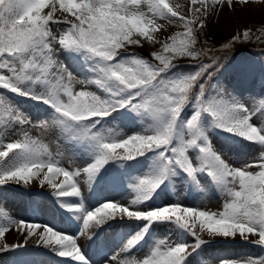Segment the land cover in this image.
Returning <instances> with one entry per match:
<instances>
[{"label":"snow or ice","instance_id":"1","mask_svg":"<svg viewBox=\"0 0 264 264\" xmlns=\"http://www.w3.org/2000/svg\"><path fill=\"white\" fill-rule=\"evenodd\" d=\"M250 4L264 0H190L187 10L169 0H0V124L32 125L31 111L22 107L27 103L47 118L39 121L42 128L67 142L68 158L75 163L80 153L82 159L80 167L66 169L27 131L13 142L0 141V187L48 185L64 217L78 224L69 233L2 216L0 254L27 248L35 238L67 264H94L86 250L114 221L135 227L117 250L104 254L102 264H207L205 246L218 237L239 236L264 249V110L250 108V98L224 80L231 69L243 82L255 67L237 50L210 56L215 49L199 39L225 8ZM170 24L183 31L162 41L158 33ZM257 31L264 36V24ZM252 34L251 28L237 29L221 49L232 52ZM145 41L159 45L151 59L129 50ZM184 58L196 61L193 70L178 63ZM123 123L134 130L118 132ZM216 135L230 146L247 143L255 154L234 164ZM81 173L90 192L103 182L126 188L131 199L86 206L74 179ZM178 186L218 190L225 196L222 209L201 210L168 198ZM38 209L34 204V214ZM13 225L23 242L9 245L3 238ZM80 236L87 241L80 243ZM244 264H264V256Z\"/></svg>","mask_w":264,"mask_h":264},{"label":"rangeland","instance_id":"2","mask_svg":"<svg viewBox=\"0 0 264 264\" xmlns=\"http://www.w3.org/2000/svg\"><path fill=\"white\" fill-rule=\"evenodd\" d=\"M178 1L169 0V3H176V4L178 3L179 5H181L182 10H187V7L190 4V0H178ZM259 5L262 10L261 13H258L255 9L258 6L257 4H250L247 8L237 7L235 11H230L227 8H225L224 10L227 13L226 18L230 22H232V24L230 25V23L226 21L225 16L223 15L224 12H222V14H220L218 17H213L207 23V27L204 29V32L199 35V39L201 43L207 40L208 44L215 49V51L209 53L210 56L215 55L219 57H224L222 52L226 50L221 49V44L225 42L233 34L234 31H236L237 29H243L244 27L253 29L251 41L248 43H244L246 45H251V48L253 47V49H251L246 53H240L236 56L238 58H248L249 60H251L254 64L255 71L245 81L240 82L238 80L237 81L238 84H236L235 87L238 88V91L241 90V92H243L245 98H247L249 94L248 98L250 99L248 100V103L251 105V106L249 105V107L257 111L258 114L261 110H264V103H262V101H264V83H262L261 80V63H260L261 60H264V36H261V33L257 31V29H260L262 24H264V5L263 4H259ZM45 11H47V9H45ZM240 14H244V18L242 19L239 18ZM161 23L163 22L161 21ZM52 28L53 31L58 30L57 26L55 25H53ZM179 31H183L182 26H177L173 24L167 25L166 29L162 30L163 35L159 36V38L163 41L168 36L175 34L176 32ZM257 36H261V39L257 40L256 39ZM158 48L159 45L153 46L152 44L145 41L142 47L133 46L129 50L131 52L140 54L145 58L151 59L149 52L157 50ZM178 63L184 66L185 71H191L193 70L191 65L195 64L196 61L184 58L179 60ZM225 63H227V60H225ZM231 78L234 79L236 78V76L234 72L231 69H229L224 74L225 83L227 82V79L229 80ZM22 107L25 110L31 111L32 125H26V126L16 125L15 128L5 129V126L0 124V141L4 143L13 142L21 138L22 131H27L30 137L36 140L41 147H47L48 151H50L54 157L61 159L63 167L70 170H75L76 168L80 167L82 164L80 153L75 154V163H73L72 160L68 158L70 156V153L66 147L67 142L62 138L58 140L54 133H52L50 130H46L42 128L39 125V121L45 120L47 118L42 115H39L36 112V110L27 103L22 104ZM38 115H39V120H37ZM5 119H7L6 116ZM120 126L121 127H117L116 130L121 133L128 132L129 130L131 131L134 130L133 126L128 123H123ZM136 130L137 131L140 130L138 126ZM215 143L219 148L222 149L227 159L230 162L237 165L242 163L244 160L251 159L256 151L255 148L248 145L247 143H243V144L237 143L232 146L227 145L225 143V137L223 135H216ZM81 178H83L84 180H81ZM74 179L76 180L82 192L85 205L90 208L97 206L105 199L121 200L125 202L131 199V194L127 191L126 188L112 187L106 183L100 182L97 185H95L93 191L90 192L88 190L89 186L86 185L87 180H85L83 173L80 176L75 177ZM58 180L60 183L63 180V176L57 177L55 182ZM37 183L38 182H33L30 186L10 185L5 187H0V217L10 216L11 214H14L13 215L14 219L16 218V220L19 221L20 219H22L21 215L23 213H30V212H26L25 210V212L23 211L22 213H18L21 208H16V207L22 206L23 203H25V200H28L33 196L35 198H37V196L39 197L37 199H34L36 202L39 203V204L36 203V205H40L41 202H43V200H46V197H48L49 200L53 201V199L51 198V192L53 191L51 187L45 185L43 188H41ZM167 195L168 198H172L173 200H179L181 203H186L188 206L197 207L201 210H210V211L221 210L222 204L225 200V196L223 193L219 192L218 190H210L207 188L203 190L188 191L186 187L183 188V186L180 187L178 186L176 189L170 191ZM157 200H159V198H157ZM32 205H34V203H32ZM40 212L41 215H44L45 213L44 216L50 220L49 221L47 219L48 222L46 221L45 223L48 224L50 223L51 225H55L57 230H63V231L66 230L69 231V233H75L78 230L77 222L65 218L62 209H58V212L54 214L57 215L60 212L62 216H58L54 218L51 217L52 216L51 211L47 212V210L46 211L41 210L37 213ZM18 215L20 216L18 217ZM0 223H6V222L2 218H0ZM17 227H18L17 225L12 226L13 229H10V231L12 234L14 233V235L12 236L10 232L6 233L5 238H3L4 242H6L9 245L23 242V237L20 235L19 231L15 230L17 229ZM134 227H135L134 224L130 226L128 223H124V222H113V223L111 222L110 227H106L103 231L99 233L98 237H96L95 246L98 248L99 246H101V248L99 249L103 250L105 253L107 252L110 254L111 251L118 249V247L121 245L122 239L126 238L127 234L132 233ZM106 230H110L108 235L107 233H105ZM115 230L118 231L116 234L113 233ZM238 237L239 236H237L236 238ZM205 239H207L206 236ZM222 240H225V238H221L219 242H214V243L211 242L205 246V250L203 253V260L206 261L207 264H221L222 261H227V260L229 261L230 259H231L230 261L233 260L232 262H239L240 260L239 264H244V261L249 257L258 259L259 257L264 256V249L256 247L252 244L246 243L244 241L242 243L234 242V239H226L225 240L226 242ZM28 245H31L32 248L31 246H28V248L19 249L16 250L15 252L0 254V260L5 261V264H10L11 260H14L15 264H30L31 262L33 264H47V262L48 264H57L56 261L58 256H50L47 254L48 255L47 258L42 256L41 254L35 253L37 252V249L34 247L42 246V245L37 246L35 238L30 239L28 241ZM110 245L112 247H110ZM214 248L216 249L214 250ZM259 250L263 251V253L260 252ZM143 254H144L143 252L138 253V255H140L141 257L143 256ZM94 256L95 255L91 257L93 262H97L104 257V255L102 257L101 255L98 257L97 256L94 257ZM216 256L217 259L213 260V258L214 257L216 258ZM58 263L67 264L65 260Z\"/></svg>","mask_w":264,"mask_h":264},{"label":"bare ground","instance_id":"3","mask_svg":"<svg viewBox=\"0 0 264 264\" xmlns=\"http://www.w3.org/2000/svg\"><path fill=\"white\" fill-rule=\"evenodd\" d=\"M176 1H178V0H176ZM178 3H179V1H178ZM177 3V4H178ZM181 3V2H180ZM258 6L255 8L256 9V11L258 12V13H261V8H260V5L259 4H257ZM264 5V4H263ZM224 13H223V15L225 16V19H226V21H228L229 23H230V25L232 24V22H230L227 18H226V15H227V13H226V11L224 10L223 11ZM239 18H244V14H240V17ZM228 26H229V24H228ZM166 31V30H165ZM163 35V32L161 31V33H158V36H162ZM228 77V76H227ZM230 77V76H229ZM226 78V77H225ZM237 81H238V78L236 77V78H234V79H227V82H226V84H230V85H232L233 87H235V85L236 84H238L237 83ZM242 86V85H241ZM237 90H238V88L237 87H235ZM239 89H241V88H239ZM230 91H231V89H229ZM241 91V90H240ZM243 91V90H242ZM245 95H246V93H245ZM249 97V94H248V96H247V98ZM250 105V104H249ZM251 106V105H250ZM131 132V130H129L128 131V133H130ZM245 152V151H244ZM246 153V152H245ZM236 157V156H235ZM240 161V160H239ZM242 162V161H241ZM82 174V173H81ZM83 176L85 177V180H87V177H86V175L85 174H83ZM60 179V178H59ZM81 180H84L83 178H81ZM57 183H59V180L58 181H56ZM81 183H84V182H81ZM38 184V183H37ZM84 185V184H83ZM86 185H88L87 184V182H86ZM85 185V186H86ZM88 189V188H87ZM86 189V190H87ZM89 190V189H88ZM118 190V189H117ZM85 191V190H84ZM35 192V191H34ZM87 193V192H86ZM30 196V195H29ZM36 196V195H35ZM31 197V196H30ZM37 198H39L38 196H37ZM37 198H35L34 196L33 197H31V198H27L28 200H25V203H23V205L22 206H17L16 208H21L20 210H19V212L18 213H22L23 211L25 212V210H26V212H30V213H23L21 216V218L22 219H25V220H28V219H32V220H35L36 222H39V223H45L46 221H47V217H45L44 215H45V213H44V215H41V212L40 213H37V212H39V211H46L47 210V212L48 211H51V214H52V216L51 217H58V216H62V214L59 212L57 215H54L56 212H58V209H60L55 203H54V200L52 201V200H49V198L48 197H46V200H43V202H41V204L40 205H38L39 206V209H38V211L34 214V212H33V205H32V203H34L35 205H36V203H38V202H36L34 199H37ZM42 200V199H41ZM38 201V200H37ZM31 202V203H30ZM39 204V203H38ZM11 205H12V202H11ZM15 208V209H16ZM28 210V211H27ZM11 213V212H10ZM43 213V212H42ZM37 214H40V215H37ZM50 214V213H49ZM7 215H8V213H7ZM14 214H11L10 215V217L11 218H13L14 219V216H13ZM20 215H18V217L20 216ZM16 217V216H15ZM62 218V217H61ZM15 220H16V218H15ZM49 220V219H48ZM50 221V220H49ZM6 222V221H5ZM48 222V221H47ZM115 222V221H114ZM113 223V222H112ZM50 224V223H49ZM128 224L130 225V226H132L133 225V223L132 222H128ZM106 228V227H105ZM13 229V228H12ZM66 231V230H65ZM109 231L110 230H106L105 231V233H107V235L109 234ZM12 232H14V231H12ZM66 232H69V231H66ZM118 231L117 230H115L113 233H117ZM10 233H11V231H10ZM12 234V233H11ZM14 235V233L12 234V236ZM128 235V234H127ZM87 239H88V237H83V236H80L79 237V242L80 243H85L86 241H87ZM95 239H96V237H93V240L95 241ZM109 240H110V238H109ZM116 240V239H115ZM221 240V238L220 237H218V238H216L215 240H213L212 242L214 243V242H219ZM226 240V239H225ZM225 240H222V241H225ZM229 241V240H228ZM109 242V241H108ZM112 242V241H111ZM110 242V243H111ZM226 242V241H225ZM234 242H239V243H242L243 242V240L240 238V237H238V238H235L234 239ZM98 243V242H97ZM212 243V244H213ZM217 244V243H216ZM218 245V244H217ZM229 245V244H228ZM28 246H31V245H28ZM43 246H40V247H34V248H36L37 249V252H35L36 254H41L42 256H44V257H47L48 258V255H50V256H56L55 254H52V253H50L49 252V250L48 249H44V248H42ZM110 247H112L111 245H110ZM254 247V246H253ZM28 248V247H27ZM31 248H32V246H31ZM99 248H101V246H99ZM98 247H96L95 246V243H93L86 251H87V254H88V256L91 258L93 255H95V256H100L101 255V257L104 255V251L103 250H101V249H99ZM225 248V247H224ZM256 248V247H255ZM216 248H214V250H215ZM113 250V249H112ZM231 251V250H230ZM260 252H262L263 253V251H261V250H259ZM244 252V251H243ZM253 252V251H252ZM233 253H235V252H233ZM48 254V255H47ZM241 254V253H240ZM246 254V253H245ZM214 255V254H213ZM94 256V257H95ZM36 257V256H35ZM220 257V256H219ZM242 257V256H241ZM39 258V257H38ZM213 258V257H212ZM239 258V257H238ZM243 258V257H242ZM64 259L65 258H60V257H58L57 258V264H60V263H58V262H62V261H64ZM92 259V258H91ZM103 259H104V257L103 258H101L99 261H97V262H94V264H102V262H103ZM214 259H217V256H216V258L214 257L213 258V260ZM228 259V258H227ZM227 259H225V260H227ZM230 259V258H229ZM246 259V258H245ZM231 260V259H230ZM229 260V261H230ZM235 260H237V259H235ZM221 261V260H220ZM228 261V260H227ZM233 261V260H232ZM232 261H230V262H232ZM241 261H242V259H241ZM244 261V260H243ZM42 262V261H41ZM44 262V261H43ZM239 262H240V260H239ZM32 263V262H31ZM30 263V264H31ZM33 264V263H32ZM47 264H48V262H47Z\"/></svg>","mask_w":264,"mask_h":264},{"label":"trees","instance_id":"4","mask_svg":"<svg viewBox=\"0 0 264 264\" xmlns=\"http://www.w3.org/2000/svg\"><path fill=\"white\" fill-rule=\"evenodd\" d=\"M248 49H249V46H247L246 44H237L235 46V49L232 50V52H227L226 55L233 54L236 50H237V52H245Z\"/></svg>","mask_w":264,"mask_h":264}]
</instances>
